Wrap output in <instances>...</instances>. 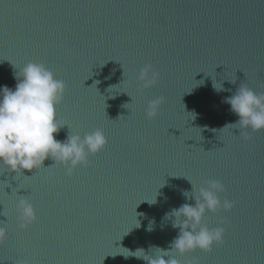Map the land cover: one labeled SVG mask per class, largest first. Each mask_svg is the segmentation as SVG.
Instances as JSON below:
<instances>
[{"label":"water","instance_id":"obj_1","mask_svg":"<svg viewBox=\"0 0 264 264\" xmlns=\"http://www.w3.org/2000/svg\"><path fill=\"white\" fill-rule=\"evenodd\" d=\"M29 61L67 84L58 117L80 134L103 128L108 144L71 178L51 159L24 175L0 166V264H147L120 247L168 250L179 229L165 214L194 204L182 191L206 179L236 206L219 214L223 245L181 264H264V131L245 141L223 129L238 117L222 102L241 83L264 92V0H0V87L15 88L12 63ZM145 64L160 74L147 89ZM158 96L167 102L148 120ZM21 197L37 216L26 230Z\"/></svg>","mask_w":264,"mask_h":264},{"label":"clouds","instance_id":"obj_2","mask_svg":"<svg viewBox=\"0 0 264 264\" xmlns=\"http://www.w3.org/2000/svg\"><path fill=\"white\" fill-rule=\"evenodd\" d=\"M12 65L13 77L17 81L15 88L0 87V166L9 173L24 175L25 171L36 173L48 168L44 167V162L51 159L54 165L65 169L69 178L78 167L90 166L89 157L100 153L108 144L104 129L97 127L80 134L58 117L56 109L63 103L67 84L43 62L29 61L20 67ZM159 75L152 64H145L136 76L138 87H154ZM231 83L235 81L231 80ZM212 86L217 93L230 91L215 79ZM166 102L164 96L149 100L145 109L146 118L156 119ZM222 102L230 105V111L238 117L235 123L223 129L229 126L239 129V136L245 141L250 140L253 133L264 131V92H257L246 83H241L235 93ZM65 125L71 130L65 140H58L56 134ZM190 183L191 190H183L182 195L186 200H194V204L184 203L171 209L164 217V220L171 221L173 228L179 229L169 249L150 246L148 251L143 248L132 251L120 247L124 251L119 254L125 259H142L147 264H181L178 256L196 251L209 253L214 247L223 245L226 235L224 225L228 220L219 214L230 212L236 201L223 196L227 190L218 179H206L199 185ZM155 202L156 196L151 203ZM16 207L18 227L26 230L37 220L35 207L27 197H21ZM209 214L216 218V226L208 224ZM148 230H153L152 224ZM6 239L7 229L0 227V243Z\"/></svg>","mask_w":264,"mask_h":264},{"label":"snow or ice","instance_id":"obj_3","mask_svg":"<svg viewBox=\"0 0 264 264\" xmlns=\"http://www.w3.org/2000/svg\"><path fill=\"white\" fill-rule=\"evenodd\" d=\"M52 166H54V165H52ZM51 167V166H50ZM89 167V166H88ZM88 167H83V168H85V169H87ZM49 168V167H48ZM45 169H47V168H45ZM30 190V192H29V194H28V196H31L32 195V190L31 189H29ZM213 219H216L215 217H213ZM196 253H197V251L196 252H194V253H192V255L193 256H197L196 255ZM210 253V252H209ZM198 258H200L199 256H197Z\"/></svg>","mask_w":264,"mask_h":264}]
</instances>
